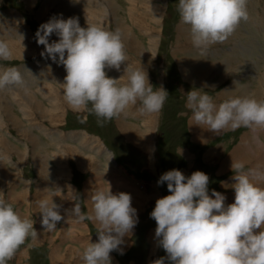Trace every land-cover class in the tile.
Wrapping results in <instances>:
<instances>
[{
	"label": "rangeland",
	"instance_id": "1",
	"mask_svg": "<svg viewBox=\"0 0 264 264\" xmlns=\"http://www.w3.org/2000/svg\"><path fill=\"white\" fill-rule=\"evenodd\" d=\"M28 1L0 0V39L6 40L10 47L17 45L19 49L16 50L18 55L16 51L12 52L11 59H0V66L18 67L26 81L19 87L0 90V198L11 202L22 216L33 219L38 232L37 238L29 237L19 246L8 264H30L35 255L37 264H53L55 254H49L50 248L58 245L61 253L65 249L62 241L67 238L84 234L97 240L98 223L91 219L77 223L74 215H70L73 214L71 209L80 203L85 212L91 213L92 195L97 190L110 189L113 193H130L132 206L137 209L139 217L132 235L125 236V243L120 246L124 249L123 254L115 250L110 253L112 264H150L166 256L155 237L156 221L150 216L156 200L170 194L166 182L157 184L161 174L176 168L190 176L201 170L209 175V190L218 185V190L227 195L226 203H232L235 198L232 184L223 181L231 173L230 167L226 166L232 162L226 163V155L239 139L242 145L248 142L246 145H251L252 149H259V144H264V127L259 126H242L221 135L220 132L213 133L206 125H194V131L200 133L195 137L191 127L194 123L192 110L186 107L185 95L193 87L203 88L220 103L229 96H247L241 89L249 82V92L261 93L262 89L264 97V0H247L248 18L240 22L228 39L200 48L192 42L190 26L180 19L178 0H54L59 2L56 4L53 0ZM58 14L63 18L68 15L78 17L82 27L94 23L109 30L119 28L124 37L127 63L145 67L154 86L168 88L169 97L162 111L153 115L142 112L138 103L126 113L99 124L98 120L103 118L94 113L73 110L64 98L61 85L67 74L65 67L42 56L44 46L38 44L35 37L38 26ZM17 32L24 35V41ZM156 36L159 39L153 45ZM54 38L53 34L50 41ZM240 44L243 47L251 44L260 57L249 60L254 53L240 50ZM23 51H27L26 55ZM247 66L254 71L258 69L256 78L247 79L245 74L250 75ZM124 69L122 64L119 70L111 68L106 72L119 78ZM122 82H126V75ZM2 100L10 104L9 111L2 109ZM152 116H156L154 121L150 119ZM125 125H130L127 130ZM99 145L104 146L103 151ZM202 148L207 156L204 168L199 159L205 156ZM238 152L241 153L230 154L232 160L244 159L239 158L245 157L242 148ZM260 161L264 166L263 156ZM86 162L90 164L87 169L77 167V164ZM45 163L51 176L50 184L42 180L44 175L40 172ZM214 173L220 177L214 179ZM42 182L49 188L38 185ZM33 196L49 202L54 199L62 205L60 211L64 218L55 229L49 230L41 224L38 204L41 200L34 201ZM69 259L70 255L68 259L61 258L58 264H71ZM82 263L83 259L79 258L77 264ZM166 264L170 262L166 261Z\"/></svg>",
	"mask_w": 264,
	"mask_h": 264
},
{
	"label": "clouds",
	"instance_id": "2",
	"mask_svg": "<svg viewBox=\"0 0 264 264\" xmlns=\"http://www.w3.org/2000/svg\"><path fill=\"white\" fill-rule=\"evenodd\" d=\"M177 11L181 21L190 26L192 42L198 48L227 40L248 18L247 0H178ZM53 34L59 39L50 41ZM17 36L22 41L25 38L22 33L17 32ZM35 37L44 46L41 55L65 67L67 74L61 85L73 110L94 113L103 118L99 124L138 103L142 112L162 111L169 97L167 89L154 86L145 67L127 63L119 28L109 30L98 24L82 27L78 17L65 19L58 14L41 23ZM12 55L9 43L0 39V59H11ZM122 64L121 77L107 74L106 69L119 70ZM125 75L126 82H122ZM25 83L18 67L0 66V90ZM185 95L195 122L192 125H206L213 133L242 126L264 127V100L236 95L217 103L208 91L196 87ZM231 168L235 170L232 203H226V195L215 189L209 194L210 178L201 170L190 176L176 168L161 174L157 184L166 182L170 194L156 200L150 216L156 221L155 237L166 256L150 264H264V187L254 182L264 179V169L246 168L241 160H232ZM91 200V213L80 203L71 209L78 221L91 219L99 225L98 239L90 240L82 259L84 264H112L110 253L123 254L120 246L124 237L131 236L139 222L137 209L132 206L131 194L123 191L97 190ZM38 204L41 224L55 229L64 218L62 205L54 199ZM34 224L11 202L0 198V264H8L26 239L38 237Z\"/></svg>",
	"mask_w": 264,
	"mask_h": 264
},
{
	"label": "bare ground",
	"instance_id": "3",
	"mask_svg": "<svg viewBox=\"0 0 264 264\" xmlns=\"http://www.w3.org/2000/svg\"><path fill=\"white\" fill-rule=\"evenodd\" d=\"M54 1V0H53ZM90 1V0H89ZM109 1V0H108ZM114 1V0H113ZM140 1V0H139ZM29 3H32L31 2V0H29L28 1ZM59 2H62V0H59ZM59 2H57V1H54L53 3H59ZM70 2V1H69ZM106 2V1H105ZM129 2V1H128ZM86 3V2H85ZM90 3V2H89ZM92 3H93V1H92ZM91 3V4H92ZM110 3V2H109ZM70 4H71V2H70ZM141 5V4H140ZM111 6V5H110ZM109 6V7H110ZM144 6V5H143ZM61 7H63L62 5H61ZM89 7V6H88ZM114 7V6H113ZM155 7V6H154ZM71 8H73V6L71 7ZM59 9V8H58ZM57 9V10H58ZM69 9V7H67V10ZM102 9V8H101ZM60 10V9H59ZM66 10V11H67ZM105 10V9H104ZM114 10H116V8L114 9ZM74 11V10H73ZM48 12V11H47ZM63 12V11H62ZM98 12V11H97ZM115 12V11H114ZM86 13V12H85ZM93 13H94V11H93ZM104 13V12H103ZM157 14V13H156ZM96 15V14H95ZM158 15V14H157ZM70 16H72V15H70ZM90 17H91V15H89ZM120 16V15H119ZM22 17V16H21ZM69 17V15L68 16H65V18L67 19ZM93 17V16H92ZM91 17V18H92ZM139 17V16H138ZM84 18V17H83ZM136 18V17H135ZM156 18V17H155ZM81 19V18H80ZM253 19V18H252ZM251 19V20H252ZM85 20V19H84ZM92 20H94V19H92ZM20 21V20H19ZM89 21H91V20H89ZM97 21V20H96ZM154 21V20H153ZM156 21V20H155ZM101 22H102V19H101ZM145 22V21H144ZM157 22V21H156ZM155 22V23H156ZM158 23V22H157ZM245 23V22H244ZM80 24H81V22H80ZM94 24V23H93ZM146 24V23H145ZM82 25V24H81ZM142 25V24H141ZM125 27V26H124ZM246 27V26H245ZM123 29V28H122ZM143 30V29H142ZM185 30V29H184ZM125 31V30H124ZM151 31V30H150ZM143 32V31H142ZM21 33V32H20ZM152 34V33H151ZM55 35V34H54ZM145 35V34H144ZM188 35V34H187ZM151 36V35H150ZM58 37L55 35V38H54V40L55 39H57ZM186 38V37H185ZM158 39L159 38H157V36H156V38L152 41V43H153V45L155 44V42H158ZM177 39V38H176ZM24 41V40H23ZM255 42V41H254ZM241 45V44H240ZM255 46V45H254ZM258 46V45H257ZM11 49H12V52H15L16 50H19V49H17V45H12L11 46ZM157 49V48H156ZM257 49V48H256ZM240 50H243V51H245V52H247V53H249V52H253L254 53V57L252 58V59H249V60H257V57H260L259 56V54H257V53H255L254 52V50L252 49V45L250 44L249 45V47H243V45H241V49ZM24 53H23V55H26V53H27V51L25 52V51H23ZM16 53V55H18L17 54V51L15 52ZM19 53H20V51H19ZM21 54V53H20ZM32 54V53H31ZM29 55V54H28ZM261 55H262V53H261ZM264 56V55H263ZM235 67H237V66H235ZM49 68V67H48ZM247 68L248 69H250V75H248V74H245V76H247V79L249 80V78L251 79V77H253V78H256L257 77V75H256V73H257V70L258 69H256V71H254L253 69H252V67H250V66H247ZM260 68V67H259ZM46 70V69H45ZM230 70V69H229ZM235 70V69H234ZM238 71V70H237ZM60 72V71H59ZM234 72V71H233ZM41 73V72H40ZM235 73V72H234ZM259 74V73H258ZM34 75V74H33ZM260 75V74H259ZM31 76V75H30ZM35 76V75H34ZM256 76V77H255ZM64 77V76H63ZM261 77V76H260ZM48 79V78H47ZM246 79V80H247ZM260 79V78H259ZM56 80V79H55ZM59 80V79H58ZM262 80V79H261ZM40 81V80H39ZM62 81V80H61ZM264 81V80H263ZM53 82H54V80H53ZM58 82V81H57ZM247 82V81H246ZM58 83H60V82H58ZM30 84V83H29ZM62 84V83H61ZM252 84V83H251ZM261 84V83H260ZM54 85V84H53ZM256 85V84H255ZM36 86V85H35ZM39 86V85H38ZM42 86H43V84H42ZM259 86V85H258ZM19 87V86H18ZM240 87H242V86H240ZM14 88V87H13ZM30 88V87H29ZM47 88V87H46ZM18 89H20V88H18ZM23 89V88H22ZM41 89V88H40ZM249 89H250V87H249V82H247V84H246V86H244L243 87V89H241L247 96H254L255 98H257V99H260V100H263V96H262V94L261 93H263V90L261 91L260 90V92L261 93H259V92H256L255 94L254 93H250L249 92ZM16 90V89H15ZM16 92V91H15ZM15 92H14V94H15ZM19 92V91H18ZM22 92V91H21ZM25 93V95H26V91H24ZM29 92V91H28ZM27 92V93H28ZM46 92V91H45ZM22 97H23V94H20ZM16 96V95H15ZM14 96V97H15ZM36 96V95H35ZM0 97H1V95H0ZM25 97V96H24ZM37 97V96H36ZM11 98H12V96H11ZM23 99H25V98H23ZM17 100H19V99H17ZM26 100V99H25ZM20 101V100H19ZM22 102V101H21ZM41 102V101H40ZM37 103V102H36ZM54 103V102H53ZM12 104V103H11ZM18 104H19V102H18ZM23 104V103H22ZM8 105H10L9 103H7L6 101H3L2 100V102H1V106H2V109H6L7 111H9L8 109L9 108H11V106H8ZM35 105V104H34ZM34 105H32V106H34ZM7 106V107H6ZM22 106V105H21ZM43 106V105H42ZM22 108V107H21ZM26 108V107H25ZM34 108V107H33ZM37 108H38V106H37ZM56 108H58V106L56 107ZM1 109V108H0ZM39 110H40V108H38ZM41 109H42V107H41ZM63 109V108H62ZM11 110V109H10ZM20 110V109H19ZM26 110H30V109H27L26 108ZM34 110V109H33ZM38 110V111H39ZM49 110V109H48ZM59 110V109H58ZM2 111V110H1ZM31 111V110H30ZM35 111H37L36 109H35ZM47 111V110H46ZM57 111V110H56ZM55 111V112H56ZM22 112V111H21ZM20 112V113H21ZM2 113V112H1ZM28 113V112H27ZM31 113V112H30ZM9 114H11V112L9 113ZM29 114V113H28ZM152 115L153 114H156V113H151ZM25 115V114H24ZM23 115V116H24ZM35 115V114H34ZM10 116V115H9ZM16 116V115H15ZM40 116V115H39ZM8 116H6V118H7ZM27 117V116H26ZM25 117V118H26ZM29 117V116H28ZM65 117V116H64ZM153 118H151L150 117V119L151 120H155L156 119V116H152ZM21 118V117H20ZM32 117H30V119H31ZM9 119V118H8ZM34 119H36V118H34ZM27 120V119H26ZM37 120V119H36ZM86 120V119H85ZM12 121V120H11ZM14 121V120H13ZM31 121V120H30ZM17 122V121H16ZM32 122V121H31ZM193 122V121H192ZM21 123V122H20ZM195 123V122H194ZM13 124H15L14 122H13ZM18 124V123H17ZM30 124V123H29ZM33 124V123H32ZM2 125V124H1ZM5 125V124H4ZM18 125H16L15 124V127H17ZM20 126V125H19ZM35 126V125H34ZM38 126V125H37ZM128 126H130V125H125L124 127H125V129L127 130L128 129ZM193 126V127H192ZM191 127H192V131H193V133L196 135L195 137H197L200 133H197V132H195L194 131V125H191ZM17 128H19V127H17ZM37 128V127H36ZM45 128H47V127H45ZM206 128H207V126H206ZM20 129V128H19ZM18 129V130H19ZM37 129H39V128H37ZM49 129V128H48ZM198 130H199V128H197ZM240 129V128H239ZM82 130V129H81ZM121 130V129H120ZM56 131H57V129H56ZM123 131V130H122ZM203 131V130H202ZM227 131H232V129H227V130H223V131H221L220 132V134L221 135H223L224 134V132H227ZM53 132V131H52ZM58 132H60V131H58ZM57 132V133H58ZM47 133V132H46ZM49 133H50V131H49ZM48 133V134H49ZM72 133V132H71ZM212 133V132H211ZM258 133V132H257ZM63 134V133H62ZM207 134V133H206ZM26 135V134H25ZM32 135V134H31ZM53 135V134H52ZM56 135V134H55ZM70 135V134H69ZM73 135H75V133L73 132ZM81 135H82V133H81ZM23 136V135H22ZM47 136V135H46ZM50 136V135H49ZM60 136V135H59ZM71 136V135H70ZM76 136V138H77V135H75ZM226 136H227V134H226ZM244 136V135H243ZM242 136V137H243ZM246 137V136H245ZM32 137H30V139H31ZM35 138V137H34ZM51 138V137H50ZM53 138H54V136H53ZM67 138V137H66ZM209 138V137H208ZM26 139V138H25ZM207 139V138H206ZM205 139V140H206ZM32 140V139H31ZM30 140V141H31ZM51 140V139H50ZM67 140V139H66ZM69 140H70V138H69ZM244 140V142H245V139H243ZM247 140V139H246ZM35 141H36V139H35ZM262 141V140H261ZM8 142V141H7ZM32 142H33V140H32ZM68 142V141H67ZM122 142V141H121ZM35 143V142H34ZM237 143V142H236ZM248 143V142H247ZM246 143V144H247ZM93 144V143H92ZM212 144V143H211ZM242 145V146H237V147H234L232 150H231V152L228 154L229 156H230V154L232 155H236V153H241V152H238L239 150H240V148H242V151L244 152V156L245 157H247V155H248V157H250L251 159H252V157H255V156H257V155H263V157H264V144H259V143H256V144H259V149H256V148H253L252 149V147H251V145ZM11 145H13V144H11ZM160 146V145H159ZM226 146V145H225ZM209 147V146H208ZM221 147H222V145H221ZM104 149V146H100L99 145V149L100 150H102L103 151V149ZM228 148V147H227ZM161 150V149H160ZM263 150V151H262ZM105 151V150H104ZM213 151V150H212ZM251 151V152H250ZM106 152V151H105ZM216 153V152H215ZM3 154V153H2ZM9 154V153H8ZM213 154V153H212ZM115 156V155H114ZM211 156V155H210ZM238 156H239V154H238ZM237 156V157H238ZM236 157V156H235ZM245 157H243V156H240L239 158H245ZM235 160H236V158H234ZM255 159V158H254ZM235 160H233V161H235ZM253 160V159H252ZM178 161V160H177ZM232 162V161H231ZM248 162V161H247ZM63 163V162H62ZM114 163V162H113ZM142 163V162H141ZM230 163V162H229ZM262 164H263V162H262ZM256 165V164H255ZM152 166V165H151ZM259 166V165H258ZM67 167H68V165H67ZM77 167L78 168H81V169H87L88 167H90V164H89V162H86L85 164H81V165H78L77 164ZM174 167V166H173ZM261 167V166H260ZM41 170H40V172H42L43 173V177H42V180L43 181H45L46 183H48V184H50V180H49V177H51L50 176V174L48 173L49 171L47 170L48 169V167L46 166V163H45V166H42L41 168H40ZM70 170V169H69ZM93 171V170H92ZM70 173V172H69ZM48 175V176H47ZM53 176V175H52ZM55 178V177H54ZM49 180V181H48ZM264 180V179H263ZM71 181V180H70ZM13 182V181H12ZM31 183V182H30ZM261 184V183H260ZM128 185V184H127ZM221 185V184H220ZM61 187V186H60ZM261 187H264V184L263 185H261ZM29 188V187H28ZM30 190V189H29ZM34 195V194H33ZM226 195V194H225ZM227 196V195H226ZM34 197V196H33ZM37 199H39V200H41L40 198H38V197H34V201L35 200H37ZM43 200V199H42ZM31 209V208H30ZM34 209V208H33ZM32 210V209H31ZM29 211V210H28ZM33 212V211H32ZM36 212V211H35ZM39 213V212H38ZM29 214V213H28ZM38 218V217H37ZM40 220V219H39ZM262 227H264V226H262ZM83 241V240H82ZM73 246V245H72ZM82 248V247H81ZM80 249V248H79ZM78 249V250H79ZM84 251V250H83Z\"/></svg>",
	"mask_w": 264,
	"mask_h": 264
},
{
	"label": "crops",
	"instance_id": "4",
	"mask_svg": "<svg viewBox=\"0 0 264 264\" xmlns=\"http://www.w3.org/2000/svg\"><path fill=\"white\" fill-rule=\"evenodd\" d=\"M258 63V62H257ZM132 125V124H131ZM121 132H123L122 130H121ZM244 142V141H243ZM203 144L201 143V146H202ZM245 144H243V146H244ZM237 146H242V143L240 142V139L238 140V142H237V144H234L233 146H232V149L234 148V147H237ZM231 149V150H232ZM201 152H204V154H205V156H204V158H201L200 159V161L202 162V164L203 165H206L205 163L207 162V160H206V153H205V150H203V148L201 149ZM207 152V151H206ZM209 152V151H208ZM231 152V151H230ZM229 154V153H228ZM226 155L227 156V162L226 163H229V162H231L232 161V157H230L229 155ZM262 156L263 155H257V156H255V159L256 160H253L252 162H250L249 160L251 159L250 157H248V155H247V157H245L244 159H241V161H244V162H246V168L247 167H249V168H261V169H264V166H262L263 164H262V162L260 161L261 160V158H262ZM113 161V160H112ZM235 161H237V160H235ZM248 161V162H247ZM254 164V165H253ZM256 164V165H255ZM250 165H253V166H251L250 167ZM259 165V166H258ZM261 166V167H260ZM226 167H230V172L231 173H229V174H227V176H226V178L225 179H223V181H225V182H230L231 184H233V183H235V181H234V179H233V175H235V170H232V168H231V165H228V166H226ZM79 170V169H78ZM79 172V171H78ZM207 174V173H206ZM222 174V173H221ZM214 175H215V177L216 178H219L220 176V174L218 175V174H216V173H214ZM219 176V177H218ZM229 179V180H226V179ZM49 181V180H48ZM223 181H221V183H223ZM254 182H256V183H258L260 186L261 185H263L264 184V180L263 179H259V180H255ZM261 183V184H260ZM19 184V183H18ZM35 185H36V183H35ZM39 186H41V187H43L44 189H45V187L46 188H49V187H47L43 182L42 183H39L38 184ZM222 187V186H221ZM231 187H232V185H231ZM219 187H218V185H217V189H218ZM34 191H35V189H34ZM218 191H220V190H218ZM34 193V192H33ZM48 198V197H47ZM234 197H233V202H234ZM70 215H73V214H70ZM70 215H65V216H70ZM88 219H86L85 221H87ZM75 221H77V223L79 222L76 218H75ZM74 228H75V226H74ZM75 234V233H74ZM83 240V241H82ZM90 240L92 241V242H95L96 240H95V238H94V236H93V238H90V237H86L84 234H81V235H79V236H74V237H71V238H67V241H62V248H65L64 250H62L61 251V253H63V255H62V257H61V253H59V250H60V248L58 247V245L57 246H53V247H51L50 248V252H49V254L51 255L52 253L53 254H55V260H54V262H53V264H58V262L61 260V258H66V259H68L69 258V255H70V258L71 259H69L70 261H69V263L71 262V264H77V261L79 260V258H82V253H83V250L86 248V246H87V244L90 242ZM73 245V246H72ZM74 245H76V247L73 249V247H74ZM82 247V248H81ZM32 248V246L31 247H29V249H31ZM80 248V249H79ZM79 249V250H78ZM72 252V253H71ZM71 253V254H70ZM50 255H49V257H50ZM49 264H52V262L51 263H49ZM82 264H84V262L82 263Z\"/></svg>",
	"mask_w": 264,
	"mask_h": 264
},
{
	"label": "trees",
	"instance_id": "5",
	"mask_svg": "<svg viewBox=\"0 0 264 264\" xmlns=\"http://www.w3.org/2000/svg\"><path fill=\"white\" fill-rule=\"evenodd\" d=\"M164 116V115H163ZM199 159H201L200 157H199ZM202 167L204 168L205 167V165H202ZM214 177V176H213ZM214 179H217L216 177H214ZM216 187V185H214V187L212 188V189H215V190H217L218 191V189L217 188H215ZM211 191V190H210ZM36 258H37V256L35 255V258L32 260V257H31V260H30V264H37L36 263ZM40 259H41V256H40ZM39 259V260H40ZM42 264H48V262H45V263H42Z\"/></svg>",
	"mask_w": 264,
	"mask_h": 264
},
{
	"label": "flooded vegetation",
	"instance_id": "6",
	"mask_svg": "<svg viewBox=\"0 0 264 264\" xmlns=\"http://www.w3.org/2000/svg\"><path fill=\"white\" fill-rule=\"evenodd\" d=\"M167 91H168V88L166 87Z\"/></svg>",
	"mask_w": 264,
	"mask_h": 264
},
{
	"label": "water",
	"instance_id": "7",
	"mask_svg": "<svg viewBox=\"0 0 264 264\" xmlns=\"http://www.w3.org/2000/svg\"><path fill=\"white\" fill-rule=\"evenodd\" d=\"M109 151V150H108ZM110 152V151H109Z\"/></svg>",
	"mask_w": 264,
	"mask_h": 264
}]
</instances>
